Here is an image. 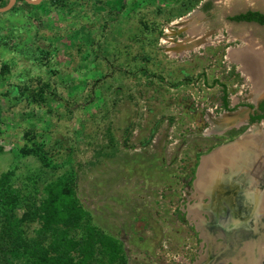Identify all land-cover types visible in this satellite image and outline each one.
<instances>
[{"label":"rangeland","instance_id":"rangeland-1","mask_svg":"<svg viewBox=\"0 0 264 264\" xmlns=\"http://www.w3.org/2000/svg\"><path fill=\"white\" fill-rule=\"evenodd\" d=\"M245 2L41 0L25 9L16 0L0 11V180L9 177L0 264H11L5 228L22 235L17 242H38L45 187L65 177L86 224L118 242L115 264H264V237L254 262L229 241L240 232L217 199L222 179L238 183L239 167H218L213 200L196 191L202 160L264 132V121L249 127L241 115L264 87L238 58L262 59L264 27L226 20ZM9 188L13 205L3 201ZM235 197L255 207L250 193Z\"/></svg>","mask_w":264,"mask_h":264},{"label":"trees","instance_id":"trees-1","mask_svg":"<svg viewBox=\"0 0 264 264\" xmlns=\"http://www.w3.org/2000/svg\"><path fill=\"white\" fill-rule=\"evenodd\" d=\"M6 3L7 1L2 5ZM2 5L0 6L2 7ZM32 7H34L32 3L24 0L25 9H31ZM232 19L258 21L264 24V13L248 11L236 15ZM224 105L226 109H230L227 95L224 97ZM250 107H253V105H250ZM261 109V114L251 116V123L264 119V102ZM3 178V180H0V186L6 184L7 178H9L8 174H5ZM12 191V188L7 189L3 199L4 202L11 205L17 200V197L12 196L15 194ZM86 214L75 196L68 178H59L48 183L45 187V196L40 202L41 228L38 230L39 241H31V243L29 241L17 242V240L22 239V235L17 231H12L11 226H9L5 228V237L9 241L4 240L1 246L2 251H7L11 256V264H13V260H16L19 264H93L96 261L94 255L96 253L100 254V251L104 255H110V263L120 262L123 256L118 242L87 225ZM11 224L12 222H10ZM48 235L53 239L46 243ZM109 248L111 253L108 251Z\"/></svg>","mask_w":264,"mask_h":264},{"label":"crops","instance_id":"crops-1","mask_svg":"<svg viewBox=\"0 0 264 264\" xmlns=\"http://www.w3.org/2000/svg\"><path fill=\"white\" fill-rule=\"evenodd\" d=\"M245 49H248V48H245ZM255 53L256 52H253L252 59H255V57L257 56ZM245 56L246 55H244V57H243L244 61L242 60V62L247 63V60H249L250 57L249 56L245 57ZM261 57L264 60V52H262ZM252 62H254V61H252ZM262 62H264V61H262ZM254 65H256V64H254ZM261 70L259 68L261 75L264 76V71L262 73ZM249 72H251V70H249ZM260 72H258V73H260ZM254 78H255V74H254ZM254 78H252L253 83H254ZM262 84L264 87V79H263ZM249 113H248V117H249ZM257 136H259L258 133L257 134H255V133L244 134L243 139L239 138L238 140L236 139V140L230 141L226 145L220 146L218 149H220L222 147H224V149L218 150L215 154H212L210 159L202 160V163L198 169V178L196 180L197 181L196 191L200 194V196L201 195H208L210 197V200H213V198H214L213 194L215 193V189H214L215 184L211 181V180H213L212 175H215V177H217V174L220 171L218 167H222L223 164H225L226 162L230 166L232 164H235L237 166V168L239 167V169L241 170L242 173H244V172L247 173V171H248L247 167L251 166V164H252L249 161V159H251V161H254L256 159L255 153L259 154L260 150H261V149H259V144H260V146L264 147V140L257 139L258 138ZM261 136L264 137V132L261 134ZM229 144H232V146L230 147ZM255 147L258 148L259 150H255L254 149ZM252 149H254L255 153L252 151ZM263 157H264V155H263ZM216 169H217V173H216ZM221 175H223V174H221ZM221 186H222V184H221ZM194 217H196V216L194 215ZM194 219L196 220L197 223H199V220H200L199 218H194Z\"/></svg>","mask_w":264,"mask_h":264},{"label":"flooded vegetation","instance_id":"flooded-vegetation-1","mask_svg":"<svg viewBox=\"0 0 264 264\" xmlns=\"http://www.w3.org/2000/svg\"><path fill=\"white\" fill-rule=\"evenodd\" d=\"M255 3L260 5L259 7L260 8H253L255 6ZM245 6H240V8L235 11L233 14H228L227 15V18L226 20L229 21V22H234V23H244L245 25L247 24H250V23H253L259 27H264V24H261L259 23L258 21H245V20H241V21H237V20H234L232 19V17L236 16V15H240L242 13H247L248 11H259L261 13H264V3L263 2H260L259 0H247V2H245L244 4ZM254 5V6H253ZM212 12V11H211ZM214 13V12H212ZM215 16H209L210 19L214 18ZM239 59L242 60V57H238ZM245 66V65H244ZM264 102V96H261L260 98L257 99V101L254 103V102H251L249 103L248 106L250 105H253L252 108V111L249 113V117H248V122L247 124L250 126L254 125V124H257L259 122H263L264 119L260 120V121H255V122H250V119H251V116L252 115H257V114H261L262 113V109H261V105L262 103ZM229 110H231V106H229ZM262 136H260V139L262 140L261 138ZM259 139V140H260ZM260 145V144H259ZM255 150H259L258 148H254ZM254 149H252V151L255 153ZM264 150V149H263ZM263 150H260V154H256V159L254 160V165H258L259 163H263L264 159H263V153L264 151ZM248 171L247 173L244 172H238L236 174L237 178L240 179V180H237V184L235 182H231L232 180H225L222 179L223 181L221 182L222 186L220 187V191H219V196H218V200L221 201V207H223L224 211L226 214H228V216H231V215H234V218H237L239 217V214L240 211H239V208L243 211V215L246 216V208L244 207V205L240 206L238 208V211L236 210V207H237V203H236V197L237 196V193L240 194V193H244V194H247V188L252 185L253 187L255 185H257L260 189L262 187H264V168L263 170H260V172L258 173H255L253 171V169H255L253 166H249L247 167ZM236 177H234L235 179ZM256 188V187H254ZM255 190H253L254 192ZM235 194L234 196H231L232 194ZM249 193V191H248ZM258 198V193H254L253 195V199H256ZM232 201H235V208L232 209V206L230 204V202ZM255 201V200H254ZM239 203V202H238ZM260 209V208H258ZM260 211V210H259ZM238 216V217H237ZM217 217H220L219 213L217 215V212H216V218ZM259 230H257L256 232H258Z\"/></svg>","mask_w":264,"mask_h":264},{"label":"bare ground","instance_id":"bare-ground-1","mask_svg":"<svg viewBox=\"0 0 264 264\" xmlns=\"http://www.w3.org/2000/svg\"><path fill=\"white\" fill-rule=\"evenodd\" d=\"M237 57H238V55H237ZM243 57L244 56H242V59H243ZM243 61H244V59H243ZM252 61H254V62H252ZM262 61H264V60L258 58V55H257L255 57V59H252V57H250V59L247 60V63L244 62L246 67L249 68L251 71H253L255 75H257L258 78H257L256 84L258 85L257 88H259V89L262 88L263 85H261V83H262V80L264 79V76L260 74L261 72L258 73L259 72V68H260V70L262 69L261 71H264V69H263L264 68V62H262ZM254 64H256V65H255V68L253 70V67H254L253 65ZM259 149L263 150L264 147L259 145ZM263 159H264V157H263ZM249 161L252 163L251 166H253L255 168V169H253V171L255 173H257V172L259 173L260 170H263L264 161H263V163H259L258 165H256V164L254 165V161H251V159H249ZM254 187H256V188H254ZM254 187L252 185H250L247 188V195L249 193L251 194V197H252V200L254 202L255 207L253 209H251V208H248V206L246 207L244 205V207L246 208V211H247L246 212V216H244L243 215V211L239 208L243 204L242 203H238L237 207H236V210L238 211V208H239V211H240L241 214H239L238 220L236 221L237 223L233 226L231 224L230 220L229 219L227 220L228 224L230 222L231 225L230 224L229 225L233 226V228L230 229L231 231L235 230L236 233L240 232L239 233L240 235L237 238H234L233 235L229 236V241L233 242V244L235 243V246H242V248H245L244 250L246 251V254L248 256H250V255L252 257L254 256L253 258H255V254H254L255 252L256 253L258 252L259 255L262 253V244H263V242L261 240H263V237H264V226L260 223L259 217H258V215L259 216L263 215L261 217V222H262V220H264V187H262L261 189L257 185H255ZM253 190H255V191L253 192ZM248 191H249V193H248ZM254 193H258V198L253 199ZM245 196H246V194H245ZM214 205H215V202H214ZM216 205H219V202H217ZM254 205H252V206H254ZM258 208H260V209H258ZM252 215H253L254 219L250 220L249 216H252ZM220 218L218 220H220ZM256 219H258V220L256 221ZM258 225H260V226H258ZM258 227H260V229H259L258 232H256ZM225 228H228V225H225ZM242 230H245V234H247V235H245L243 232H241ZM254 237H255V239H254ZM253 240H256L257 242H259V244L257 246L253 245V243L255 242V241L253 242ZM250 245H252V248L250 247ZM255 247L259 248V250H256ZM254 262H256V258L254 259Z\"/></svg>","mask_w":264,"mask_h":264},{"label":"water","instance_id":"water-1","mask_svg":"<svg viewBox=\"0 0 264 264\" xmlns=\"http://www.w3.org/2000/svg\"><path fill=\"white\" fill-rule=\"evenodd\" d=\"M26 1L29 2V3H32V4H37V3H40L41 2V0H26ZM15 2H16V0H11L10 3L7 6L0 7V11H7V10L11 9ZM249 110L250 109L244 110L243 112H241L242 117L243 116H246L249 113ZM228 219L230 220V222H231L232 225H235L236 221L238 220L237 218H234V215L228 216V214H227V216L225 217V222ZM230 222H229V224H230Z\"/></svg>","mask_w":264,"mask_h":264}]
</instances>
